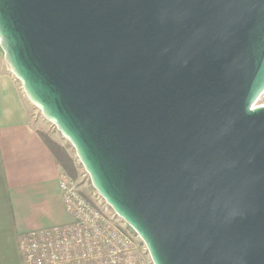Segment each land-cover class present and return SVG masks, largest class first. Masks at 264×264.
Segmentation results:
<instances>
[{"label":"water","instance_id":"water-1","mask_svg":"<svg viewBox=\"0 0 264 264\" xmlns=\"http://www.w3.org/2000/svg\"><path fill=\"white\" fill-rule=\"evenodd\" d=\"M0 47L154 264H264V0H0Z\"/></svg>","mask_w":264,"mask_h":264},{"label":"crops","instance_id":"crops-1","mask_svg":"<svg viewBox=\"0 0 264 264\" xmlns=\"http://www.w3.org/2000/svg\"><path fill=\"white\" fill-rule=\"evenodd\" d=\"M0 47V264H23L32 233L72 222L60 189L61 165Z\"/></svg>","mask_w":264,"mask_h":264},{"label":"built area","instance_id":"built-area-1","mask_svg":"<svg viewBox=\"0 0 264 264\" xmlns=\"http://www.w3.org/2000/svg\"><path fill=\"white\" fill-rule=\"evenodd\" d=\"M60 189L72 222L29 235L23 264H154L135 231L113 222L64 171Z\"/></svg>","mask_w":264,"mask_h":264},{"label":"rangeland","instance_id":"rangeland-1","mask_svg":"<svg viewBox=\"0 0 264 264\" xmlns=\"http://www.w3.org/2000/svg\"><path fill=\"white\" fill-rule=\"evenodd\" d=\"M256 106H264V94L258 100ZM33 115L37 122H39L43 129L46 130L50 136L58 141L64 148L67 149L68 153L76 162V167L78 169V176L76 178V184L79 191L83 194L84 197L89 199L96 207H98L103 213L109 215L113 222L117 224H123L124 227L127 225L121 218H119L113 209L106 203V201L98 194V192L94 189L91 179L84 167L80 164L78 157L76 155V151L73 146L63 138V136L59 133L57 128L50 124L42 115L41 111L33 106ZM129 227V226H128ZM131 228V227H130ZM132 230V228L130 229ZM28 240V239H27ZM24 247V246H23Z\"/></svg>","mask_w":264,"mask_h":264},{"label":"trees","instance_id":"trees-1","mask_svg":"<svg viewBox=\"0 0 264 264\" xmlns=\"http://www.w3.org/2000/svg\"><path fill=\"white\" fill-rule=\"evenodd\" d=\"M47 143L53 148L58 158L59 164L62 170L73 180H76L78 176V169L76 167L75 160L68 153L67 149L56 144L47 137H44ZM89 200V199H87Z\"/></svg>","mask_w":264,"mask_h":264}]
</instances>
